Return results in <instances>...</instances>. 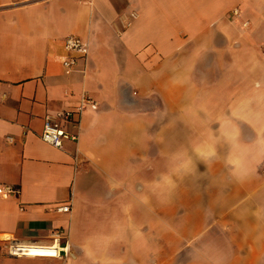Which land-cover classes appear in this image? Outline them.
Listing matches in <instances>:
<instances>
[{"label": "crops", "instance_id": "obj_1", "mask_svg": "<svg viewBox=\"0 0 264 264\" xmlns=\"http://www.w3.org/2000/svg\"><path fill=\"white\" fill-rule=\"evenodd\" d=\"M70 35L88 52L66 73ZM220 50L229 56L209 71L223 67L226 112L238 115L230 145L242 154L227 165L241 178L208 264H264V0H0V185L13 190L0 194V264H168L169 85L183 97L184 67ZM83 94L95 107L62 122L77 140L42 141L44 117ZM57 230L65 259L7 252L12 240L50 244Z\"/></svg>", "mask_w": 264, "mask_h": 264}, {"label": "rangeland", "instance_id": "obj_2", "mask_svg": "<svg viewBox=\"0 0 264 264\" xmlns=\"http://www.w3.org/2000/svg\"><path fill=\"white\" fill-rule=\"evenodd\" d=\"M206 53L201 57L208 64L229 56L222 50ZM208 64L184 67V82L178 83L183 97L175 96L176 83L169 85L168 126L161 134L166 143L162 148L167 155V194L160 204L162 220L168 222V264H208L209 245L213 249V239L225 232L224 212L239 202L241 176L231 175L227 165L242 154L240 145H230L240 136L239 121L233 120L238 115L226 112L230 98L220 78L223 67L212 65L209 71ZM215 76L221 82L209 92V78ZM177 108L182 112L177 114ZM156 205L159 200L155 203L153 198ZM198 234L206 236L196 240Z\"/></svg>", "mask_w": 264, "mask_h": 264}, {"label": "built area", "instance_id": "obj_3", "mask_svg": "<svg viewBox=\"0 0 264 264\" xmlns=\"http://www.w3.org/2000/svg\"><path fill=\"white\" fill-rule=\"evenodd\" d=\"M63 47L69 54L62 60V67L66 73H69L80 58L86 57L88 48L82 39L73 35L64 39ZM86 106L95 107V103L88 95L83 94L75 109L62 111L56 115H46L40 135L42 141L57 148L61 147L65 140L76 141L77 135L68 133L62 122H70V119L79 116ZM11 192H13L11 188L0 185L1 195ZM57 210L68 211L69 205L58 206ZM7 252L13 257H52L62 260L69 253V245L64 239L62 231L57 230L52 234L50 244L12 240L7 246Z\"/></svg>", "mask_w": 264, "mask_h": 264}]
</instances>
